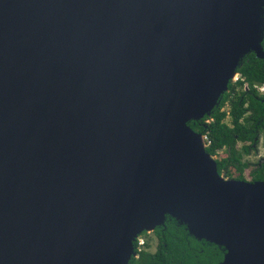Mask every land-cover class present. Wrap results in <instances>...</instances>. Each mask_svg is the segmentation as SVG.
Listing matches in <instances>:
<instances>
[{
	"label": "water",
	"instance_id": "95a60500",
	"mask_svg": "<svg viewBox=\"0 0 264 264\" xmlns=\"http://www.w3.org/2000/svg\"><path fill=\"white\" fill-rule=\"evenodd\" d=\"M263 39L264 0H0V264H129L167 218L264 264V180L189 125Z\"/></svg>",
	"mask_w": 264,
	"mask_h": 264
},
{
	"label": "trees",
	"instance_id": "16d2710c",
	"mask_svg": "<svg viewBox=\"0 0 264 264\" xmlns=\"http://www.w3.org/2000/svg\"><path fill=\"white\" fill-rule=\"evenodd\" d=\"M264 48V39L262 41ZM238 77L229 83L228 90L222 95L218 107L213 108L209 115L189 125L198 133L206 136V150L215 155L222 151L223 155L216 158L217 169L227 178L244 179L243 172L249 166L242 161L243 153L248 154L250 148L258 142V135L264 134V62L254 53L243 58L238 69ZM259 87H263L260 91ZM229 118V121H226ZM243 142L242 151L236 150V143ZM254 163L249 171L251 181L264 180V162ZM137 256L132 257L129 264H218L222 252L216 245L202 244L187 231L166 219L163 226L157 227L153 234L156 247L150 251L148 236ZM141 236V235H140Z\"/></svg>",
	"mask_w": 264,
	"mask_h": 264
},
{
	"label": "rangeland",
	"instance_id": "374dc122",
	"mask_svg": "<svg viewBox=\"0 0 264 264\" xmlns=\"http://www.w3.org/2000/svg\"><path fill=\"white\" fill-rule=\"evenodd\" d=\"M226 121H229V118H226ZM243 142L238 141L236 143V150L239 152L242 151ZM223 155L222 151H219L217 154L213 155L214 159L219 158ZM259 157H264V134H260L259 141L255 144L254 147L250 148L248 154L243 153L242 161H248L249 166L245 168L243 172L244 180L251 181V176L249 175V171L253 168L254 163L258 160ZM234 179V178H233ZM149 241L148 249L150 251H154L156 247V237L152 232H146ZM144 241L146 240L145 235L141 234L140 236Z\"/></svg>",
	"mask_w": 264,
	"mask_h": 264
},
{
	"label": "built area",
	"instance_id": "2783aa9c",
	"mask_svg": "<svg viewBox=\"0 0 264 264\" xmlns=\"http://www.w3.org/2000/svg\"><path fill=\"white\" fill-rule=\"evenodd\" d=\"M237 79V77L234 79V80H236ZM259 89H260V91H262L263 90V87H259ZM204 139H205V141H206V136H204ZM207 144V143H206ZM144 244H145V241L141 238V237H139V239L136 241V243H135V245H136V249L137 250H140L141 249V247H143L144 246Z\"/></svg>",
	"mask_w": 264,
	"mask_h": 264
},
{
	"label": "flooded vegetation",
	"instance_id": "af4514ba",
	"mask_svg": "<svg viewBox=\"0 0 264 264\" xmlns=\"http://www.w3.org/2000/svg\"><path fill=\"white\" fill-rule=\"evenodd\" d=\"M262 134H263V133H262ZM258 138H260V135H258ZM258 141H259V139H258ZM263 162H264V157H259L258 160H257L255 163L260 164L259 167L262 168V166H263ZM259 180H262V179H259ZM153 232H154V231H153ZM153 232H152V233H153Z\"/></svg>",
	"mask_w": 264,
	"mask_h": 264
}]
</instances>
